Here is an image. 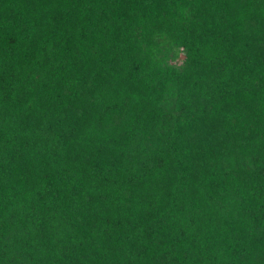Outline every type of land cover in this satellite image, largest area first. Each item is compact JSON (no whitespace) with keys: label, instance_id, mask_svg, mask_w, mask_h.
<instances>
[{"label":"trees","instance_id":"16d2710c","mask_svg":"<svg viewBox=\"0 0 264 264\" xmlns=\"http://www.w3.org/2000/svg\"><path fill=\"white\" fill-rule=\"evenodd\" d=\"M0 264H264V0H0Z\"/></svg>","mask_w":264,"mask_h":264}]
</instances>
